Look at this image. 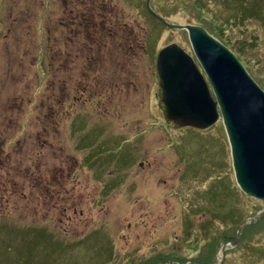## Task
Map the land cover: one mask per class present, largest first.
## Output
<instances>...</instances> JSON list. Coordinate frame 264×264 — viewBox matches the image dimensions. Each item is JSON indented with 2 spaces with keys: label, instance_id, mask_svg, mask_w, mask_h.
I'll list each match as a JSON object with an SVG mask.
<instances>
[{
  "label": "rangeland",
  "instance_id": "obj_1",
  "mask_svg": "<svg viewBox=\"0 0 264 264\" xmlns=\"http://www.w3.org/2000/svg\"><path fill=\"white\" fill-rule=\"evenodd\" d=\"M211 23L193 0H0V264H97L86 259L95 245L114 264H264V203L240 190L245 218L216 244L176 225L178 178L218 222L232 209L220 199L238 188L222 122L168 123L156 74L170 43L194 57L177 25ZM249 32L223 35L264 91V33ZM74 118L83 133L72 134Z\"/></svg>",
  "mask_w": 264,
  "mask_h": 264
},
{
  "label": "water",
  "instance_id": "obj_2",
  "mask_svg": "<svg viewBox=\"0 0 264 264\" xmlns=\"http://www.w3.org/2000/svg\"><path fill=\"white\" fill-rule=\"evenodd\" d=\"M176 28L187 32L194 57L202 64L209 85L184 49L176 44L162 49L156 68L165 119L178 127L204 130L221 117L237 186L245 195L264 202V92L234 54L203 28L194 25ZM205 48L219 56L240 83L250 88V93L231 89L237 83L216 74Z\"/></svg>",
  "mask_w": 264,
  "mask_h": 264
},
{
  "label": "trees",
  "instance_id": "obj_3",
  "mask_svg": "<svg viewBox=\"0 0 264 264\" xmlns=\"http://www.w3.org/2000/svg\"><path fill=\"white\" fill-rule=\"evenodd\" d=\"M193 3H195V6L197 10H199L200 14H204V16H209L210 20H213L219 23V25L216 27L214 26L213 23H211V25L209 24L212 30L211 31L208 30V31L209 33L213 34V36L214 35L217 36L218 38L216 39L220 41L222 44H224L225 46H228L229 44L228 39H226L227 36L224 37L223 35L225 31L230 30L231 32L238 33V35H242V36L249 34L250 38L255 39L256 37H254L249 32V26L252 25L253 23H256V26L262 29L264 33V0H215V3L212 2V0H193ZM219 3L220 5H218ZM222 10L225 12L226 14L225 16L221 15ZM252 44H255V43H252L251 41L249 45H252ZM147 47L149 48V45H147ZM151 48L153 49V51L148 53L149 51L148 49L147 52L145 53H148L149 58L153 59L154 56L156 57L158 49H157V46L155 50L153 46H151ZM144 49H145V46H144ZM244 49H245V46L238 45V52ZM236 58L239 59L238 57ZM241 64L245 67V65L242 62ZM83 78L84 77H79L77 80L78 81L80 80V81L79 82L75 81L74 85L77 86L76 87L77 90L87 93V90L89 88L90 79L88 78L83 79ZM152 122H155V121H152ZM152 122H149V124H153ZM84 128L92 130L91 128H88L86 123L84 125ZM72 129H73L72 134L73 133L78 134L79 131L83 133V129L80 130V128L77 127L75 118L72 120ZM183 129H187V128H183ZM183 129H180V130H183ZM198 130H201V129H197V131ZM183 135L184 133H182L180 136L178 135L175 141L176 142L179 141V139ZM174 138H176L175 134H174ZM79 140L81 142L78 143V147H80L83 144V140L81 138H79ZM135 142L137 143L138 141H136L135 139ZM85 145H88L89 147V144H85ZM102 169L104 168L101 167L100 170ZM176 188L180 196L182 194L184 195L183 199L181 198V201L179 203L181 221L179 225L177 223L176 225L177 227L180 226L181 233L185 234V238H187V235L192 237V235H195L194 233L201 234L199 243L206 240L207 244L211 246L212 244H216L218 239L222 240V237H223L222 229L224 227H228V228H232L234 226L237 227L243 222L245 218V214L241 211L243 200L240 198V192L238 191V188L236 187H235L236 191L235 193H233L235 196L234 200L228 201L229 199L226 194H224L223 197L220 199V201H222L224 204H227L228 206L232 208L230 212L226 214L225 220L223 222L216 221V217L207 211L208 200L205 198L203 194L200 195L199 197H196L197 199L194 197L195 187L184 183L183 177H180L177 179ZM245 208L246 207L243 206V209ZM173 212H174L173 217L175 218V220H177L178 218L177 207L174 208ZM231 213H233L234 215L232 219L230 217ZM201 214H204L205 217L204 218L200 217V220H199V218L197 217L201 216ZM263 227H264V224L262 223L256 229V231ZM164 229L171 232L167 224H165ZM152 233L154 234V230ZM89 238H94V237H92L90 234L85 236L86 241ZM148 244H151L150 247L154 245L155 249L158 246V244L164 248V245L162 244V242L160 243L158 240L152 241L151 243H148ZM201 255L203 256V254ZM259 256H263V255L260 254ZM94 258L98 259L97 264H114V263L109 262V255L106 252V248L100 245H95L92 248V251L87 253L86 259L88 261H92ZM200 263H197V264H200ZM84 264H91V263H84Z\"/></svg>",
  "mask_w": 264,
  "mask_h": 264
},
{
  "label": "bare ground",
  "instance_id": "obj_4",
  "mask_svg": "<svg viewBox=\"0 0 264 264\" xmlns=\"http://www.w3.org/2000/svg\"><path fill=\"white\" fill-rule=\"evenodd\" d=\"M145 6H147L146 5V3H145ZM146 8V10L149 12V14L154 18V19H156V17L157 18H159L160 20H158L160 23H166L165 22V19H163L161 16H159V15H157L156 13H154L153 11H151L149 8H147V7H145ZM171 44H175V43H171ZM170 45V44H169ZM169 45H167V46H169ZM177 45V44H176ZM167 46H165V47H167ZM164 47V48H165ZM164 48H162V49H164ZM161 49V50H162ZM160 50V51H161ZM193 50V49H192ZM159 51V52H160ZM186 52V51H185ZM192 53H193V51H192ZM188 54V53H187ZM189 55V54H188ZM194 55V54H193ZM205 55H207V58L209 59V61L211 62V64L213 65V67L216 69V74L218 75V76H220L221 78H223V80L225 79V78H231V80L233 79V81H235L236 83H237V85H234L233 87H231V89H233V90H239V91H241L242 93H250V88L249 87H246V86H243V84H241L240 83V80H239V78L236 76V75H234V72L233 71H231L227 66H225V64H223L222 62H221V60H220V57L218 56H216L212 51H210V50H207L206 48H205ZM158 56V55H157ZM191 56V55H190ZM192 58H193V60H194V63H195V65H196V67H197V69H198V71L203 75V77H204V79H205V82L207 83V85H209V79H208V77H207V75H206V73H205V70H204V68H203V66H202V64L200 63V61L197 59V57H196V59H195V57H193V56H191ZM239 61V60H238ZM244 68V67H243ZM246 71V70H245ZM158 72H159V68H158ZM247 72V71H246ZM215 73V72H214ZM156 74H157V76H158V74L159 73H157V68H156ZM248 74V73H247ZM249 75V74H248ZM250 76V75H249ZM159 77L160 76H158V86H159ZM223 80H222V82H223ZM254 81V80H253ZM229 82V81H228ZM232 82V81H231ZM255 82V81H254ZM256 83V82H255ZM259 87V86H258ZM210 88V87H209ZM159 89H160V93H161V88H160V86H159ZM261 89V88H260ZM262 90V89H261ZM211 91V90H210ZM263 91V90H262ZM264 92V91H263ZM232 93V92H231ZM246 93V94H247ZM252 113V112H251ZM218 121H221L222 122V120H221V117H219V119L216 121V123L218 122ZM215 123V124H216ZM223 124V123H222ZM214 125V124H213ZM212 125V126H213ZM211 126V127H212Z\"/></svg>",
  "mask_w": 264,
  "mask_h": 264
},
{
  "label": "clouds",
  "instance_id": "obj_5",
  "mask_svg": "<svg viewBox=\"0 0 264 264\" xmlns=\"http://www.w3.org/2000/svg\"><path fill=\"white\" fill-rule=\"evenodd\" d=\"M200 27V26H199ZM202 28V27H201ZM205 30V29H204ZM206 31V30H205ZM207 32V31H206ZM208 33V32H207ZM209 34V33H208ZM211 36V35H210ZM211 37H213V36H211ZM213 38H215V37H213ZM216 39V38H215Z\"/></svg>",
  "mask_w": 264,
  "mask_h": 264
}]
</instances>
